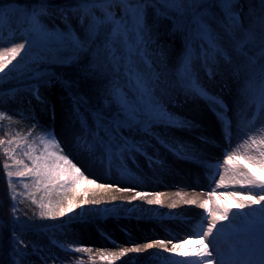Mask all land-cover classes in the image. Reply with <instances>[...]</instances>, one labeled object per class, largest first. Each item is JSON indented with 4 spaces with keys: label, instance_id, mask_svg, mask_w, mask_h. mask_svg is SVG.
<instances>
[{
    "label": "rangeland",
    "instance_id": "obj_1",
    "mask_svg": "<svg viewBox=\"0 0 264 264\" xmlns=\"http://www.w3.org/2000/svg\"><path fill=\"white\" fill-rule=\"evenodd\" d=\"M260 0H236V10L240 13V20L244 23L250 22L258 15ZM8 16L14 20L21 19V9L18 4L11 3L2 6ZM55 10V11H53ZM99 15V13H97ZM119 15V10L117 9ZM8 18L3 24H8ZM41 22L48 28H55L57 32L66 29L65 21L61 17L58 8L49 10V14L41 17ZM76 34L81 39H86V34L80 28L79 20L69 12V21ZM153 43L151 49L168 59V62L179 57L186 45V33L175 31L172 22L162 16L156 15L153 9L149 8L146 14ZM30 36L23 34H10L0 37V51L3 48L12 47L22 43L25 38ZM45 63L43 59L34 58L26 69L9 72L5 75L0 73V81L10 77L19 76L21 73L35 70L39 65ZM11 69V68H10ZM243 77H221L217 74H207L206 79L200 86L207 93L208 97H215L222 101L226 109L221 108L215 112L210 109L208 102L210 99L197 95L194 97H179L175 102L166 106L168 113L176 118L173 124L156 123L147 132H132L137 143L143 144L140 153L129 154L126 158L121 156L113 159L107 156L102 150L94 148L86 150L77 144L78 138L83 133L82 125L92 126L94 119L90 114L84 112L83 107L70 99L62 88L53 85L35 86L32 91H23L15 98H10L7 93L0 94V112L6 113V118L0 121V127L10 128L12 125L18 131L17 136L10 133L4 135V140L12 139V145H0V148L9 147L16 149L14 155L17 159H24L25 163L31 161L22 155L24 149V138L28 137L29 131L32 137H28L29 143L36 136L42 134V129L54 134L58 146L48 148L49 152L67 155L75 163L88 179H95L98 183L112 184L114 187L110 191H102L93 188L86 181L80 182L79 195L71 191L64 192L66 207L68 201L76 196L77 207L81 216L89 222V225H79L82 220L76 221L77 233L76 243L79 246L91 249L85 256L65 253L54 249L49 255L41 258H32V264H135V259L144 254H152L157 257V261L149 264H175L176 261H183L185 257L173 255L164 251L157 253L152 249H145L140 253H128L126 256L116 260L102 259L101 254L108 255L119 252L121 248H131L128 243L135 242L136 246H143L152 241L161 239L143 238L148 235L159 234L160 232H174L178 238L182 236L181 231L173 226L172 214L164 218H158V205L149 204L148 200L155 199L156 193H161V200L168 199L170 192L183 190L187 183H197L210 191H221V187L214 181L216 180V168L224 167L223 160L225 154L237 150V146L243 143L246 133L255 135L257 139L264 138V133L251 131L264 127V113L257 114L256 106L251 103L252 99L244 95L241 85ZM38 87V89H36ZM39 96V98H37ZM220 113L221 115H218ZM253 115H256L254 123ZM11 117V119L7 118ZM33 123L36 128H33ZM177 123L179 126H177ZM197 127V128H196ZM122 136L128 134L127 130L120 133ZM20 141V148H16V142ZM170 142H174L171 145ZM36 154H42L44 146L33 145ZM243 153L244 148H239ZM247 151L255 154V145ZM211 157L213 165L198 166L192 163L195 158ZM236 163L246 164L247 161L240 159ZM10 170L17 171L18 167L9 157ZM257 175H261L258 166L247 164ZM139 170V171H138ZM140 170L143 172L141 173ZM138 171L141 181L133 177V172ZM149 176V177H147ZM35 178L12 177V193L16 201L21 216L31 220H36L41 202L45 192L42 187L38 190ZM28 187L25 188L24 185ZM181 187L178 189L177 187ZM237 191H243L237 185ZM128 188L132 191L121 192L119 189ZM232 188L229 187L228 189ZM175 191V192H176ZM225 191V190H222ZM88 192L89 201L98 203L84 204L83 193ZM137 192L149 193L147 197L141 199L136 196ZM115 197V199H113ZM33 200L36 202L33 203ZM234 204V203H233ZM69 207V206H68ZM178 208V206H177ZM251 211V210H247ZM259 215V213H257ZM242 216L243 215H237ZM241 218V219H242ZM246 220V219H245ZM179 224L180 221H175ZM234 219L231 221L233 224ZM201 224L202 222L199 221ZM238 227V226H237ZM190 231H198L192 224L188 225ZM180 251L184 252L185 247L189 248L186 252H196L199 244L198 237L186 235L183 240L169 243H180L183 241ZM227 240V242H226ZM233 237H220L217 245L222 252H228V242H232ZM168 242L167 240H163ZM219 244H223L220 246ZM159 251H163L159 249ZM2 256H0L1 258Z\"/></svg>",
    "mask_w": 264,
    "mask_h": 264
},
{
    "label": "snow or ice",
    "instance_id": "obj_2",
    "mask_svg": "<svg viewBox=\"0 0 264 264\" xmlns=\"http://www.w3.org/2000/svg\"><path fill=\"white\" fill-rule=\"evenodd\" d=\"M261 4L264 5V0H261ZM50 8L47 0H37V3L30 8L21 9V17L26 24L23 30L29 34L56 33L55 28L48 29L41 22V17L47 16ZM149 8L153 9L158 16L176 15L190 26L195 38L203 41L202 52L205 64L214 62L217 57L229 59V53L224 48L220 36L213 26V18L210 15L213 8H220L223 13V28L226 35H231L236 30L244 32L243 38L235 41V51L244 54L246 45L255 41L252 32L245 28L240 20V13L236 10V0H216L215 4L207 3L206 0H79L72 9H58L66 24V29L58 33V40L62 45L70 46L77 53L88 49L90 41L99 39L102 32H107L103 46L105 62L97 67L98 69L104 68L106 71L108 81L106 96L110 102L118 105L119 112L112 118H109L105 113L97 112L94 124L83 130L88 137L84 142L88 151L95 147L113 159L121 156L126 158L129 154L140 153L143 150V144L137 143L135 137L131 136L132 132H147L153 124H173L176 121V118L167 112L157 96L158 77L152 72V62L148 59V49L153 43L150 28L146 23V14ZM69 12L78 18L80 28L86 34V39H81L68 23ZM6 16L11 20L4 8L0 7V26ZM259 19L264 25V8L261 9ZM259 42L261 61L259 71L262 79L259 94L251 101L256 106L257 114L264 113V27L260 32ZM26 44H29L27 38L22 43L3 48L0 51V73L7 75L6 69L9 72L20 71L22 70L21 64L24 65V69L27 68L25 58L28 56V50ZM22 52L24 56H21ZM39 55L38 53L37 58ZM18 56H21V61L9 69V65ZM248 59L255 63L253 57H248ZM191 63L192 57L189 55L185 61L187 90L204 96L226 109L222 101L215 97H208L204 89L196 82L191 71ZM218 115L221 114L218 113ZM5 118L6 113L0 112V121ZM7 118L11 119V117ZM255 120L256 115H253L252 121L249 123H254ZM177 126H179L178 123ZM33 128H36L35 123H33ZM123 130H127L128 134L122 136L120 133ZM251 131L264 133V127ZM28 137H32L31 131H29ZM28 137L24 138L25 150L22 151V155L27 157L31 164L25 163L24 159H17L14 155L16 149L4 148L5 155L9 156L15 165L20 166L17 171L13 172L7 162L3 163L10 189L14 176L21 179L35 178L34 183L37 189L39 190L42 186L48 195L51 194L53 188L57 187L64 192L71 191L79 195L78 188L82 180L93 188L105 192L114 187L112 184H102L95 179H88L67 155L49 152V147L58 146L54 134L50 131L42 129V134L34 137L31 143H29ZM5 143L12 145L13 140L9 139L6 142L4 139H0V145H5ZM37 143L44 146V151L39 155L36 154V148L33 146ZM253 145H255V154L247 151ZM241 147L245 149L243 153L239 151ZM16 148H20V141L16 142ZM240 159L246 160L247 163H235ZM223 164L227 166L225 169L227 175L217 172L218 179L214 183L225 188V191L219 194L215 190L210 191L208 199L199 204V207L205 209L206 213L203 222L198 225L199 230L193 232V236L199 239L196 252L180 251L183 243L187 242L186 240L173 243L171 248H168L165 241L159 240L149 242L142 247L121 248L119 252L108 255L102 253L101 258L108 259L110 257L112 260H116L130 252L140 253L145 249L159 247L167 252L188 258L176 261L175 264H264V138L257 139L255 135L246 133L243 143L237 146V150L225 154ZM247 164L258 166L262 174L257 175ZM232 185L239 186L243 191L227 190ZM24 187L27 188L28 185L25 184ZM119 190L121 192L132 191L128 188ZM148 195L150 194L137 192L133 199L137 197L143 199ZM154 195L155 199L148 200V203L150 205L160 204L162 194ZM83 196L84 204L98 203L95 200H88V192H84ZM228 198L236 200V203L234 205L227 203ZM13 199L15 198L13 197ZM35 202L33 200V203ZM50 203L49 205L40 203L39 214L41 217L52 215ZM68 203L67 209L63 207L59 209L60 216L65 215V211L71 212L73 207H80V204L76 203V196L69 199ZM185 203L195 205L197 200L191 199ZM210 205L212 206L210 207ZM172 206L175 207V204ZM46 208L47 211L44 210ZM13 215H15V208H13ZM237 215L245 217L246 226L237 227L231 223ZM222 236L233 237L232 242H228L227 253L222 252L216 244L217 238ZM17 245L27 247L22 239L17 241ZM62 247L66 253L91 251V249L82 246L65 245Z\"/></svg>",
    "mask_w": 264,
    "mask_h": 264
},
{
    "label": "trees",
    "instance_id": "obj_3",
    "mask_svg": "<svg viewBox=\"0 0 264 264\" xmlns=\"http://www.w3.org/2000/svg\"><path fill=\"white\" fill-rule=\"evenodd\" d=\"M48 4L57 8H74L79 0H47ZM207 3L215 4L216 0H206ZM16 3L20 9H27L37 3V0H0V7ZM50 8V9H51ZM264 5L259 4L258 15L251 22H242L245 28L249 29L255 41L246 45L244 54L235 51V41L242 39L244 32L236 30L231 35H226L223 28V13L220 8H213L210 15L213 18V26L219 34L224 48L229 53V59L217 57L214 62L205 64L203 60V41L195 38L191 27L184 21L180 20L176 15H168V18L175 31L185 32L187 34L186 47L183 53L175 58L173 62L151 48L148 49V59L152 62V72L158 77L157 96L160 98L164 107L175 102L179 96H191L194 93L189 92L186 88L185 61L186 57L191 55V71L193 72L196 82L199 84L204 80L207 72H216L222 76H243L242 88L244 93L255 98L259 94L261 85L260 75V42L259 36L262 27L259 19L261 9ZM26 24L21 17L20 20H8V24L0 26V37L10 34L27 35L28 32L23 29ZM58 33H41L30 34L27 37L29 44H26L28 56L25 58L27 66L34 58L43 59L45 64L40 65L29 73H21L19 76L10 77L7 80L0 81V93H9L15 96L23 89H32L37 84H55L60 86L69 97L75 99L82 105L86 112L97 115V112L105 113L109 118L115 117L119 112V107L106 96L108 87L107 74L104 68L98 65L104 63L103 46L107 38V32H102L99 39L89 42V48L83 52H75L70 46L62 45L58 40ZM99 53V55H98ZM24 56V53H21ZM21 56L9 65V69L13 65H17L21 61ZM248 57H253L255 63L250 61ZM143 67V65H142ZM21 69L24 65L21 64ZM6 69L5 71H7ZM216 108V106H213ZM147 119V118H145ZM88 126H84V129ZM10 133L17 136L18 131L12 125L10 128L6 126L0 127V139H4V135ZM87 133L79 140V145L85 146ZM9 164V156H6L3 149L0 148V255L4 259H0V264H32L31 259L43 258L49 255L54 248L64 251L62 246L73 245L76 243L78 219L81 217L77 207H73L71 212L65 211V215L58 214L59 209L63 207L67 209L64 199V191L62 189L53 188L50 195L45 192L40 203L49 205L52 209V215L40 216L41 208L36 220H31L19 214L16 197L12 194L8 185V178L3 168V163ZM135 177L141 178L139 175ZM13 197L15 199H13ZM39 203V205H40ZM15 208V215H13ZM47 211L48 209H44ZM86 220L81 225H89ZM22 239L24 246H18L17 241ZM65 252V251H64ZM84 256L87 252L76 253Z\"/></svg>",
    "mask_w": 264,
    "mask_h": 264
},
{
    "label": "bare ground",
    "instance_id": "obj_4",
    "mask_svg": "<svg viewBox=\"0 0 264 264\" xmlns=\"http://www.w3.org/2000/svg\"><path fill=\"white\" fill-rule=\"evenodd\" d=\"M36 89H38V87ZM192 163L198 166H203L206 164L207 166L209 165L211 166L214 164V161L211 160V157H204V158H199V159L195 158L194 160H192ZM217 172H219L220 174L227 175L224 167L216 168V174ZM217 179L218 177L216 178V180ZM185 186L186 187L183 190H178V191L175 190L176 192L175 191L170 192L168 199L161 200L162 202L160 204H157L158 205V218H164L165 216L172 214L173 216H172L171 221L173 222V226L176 230L181 231L182 236L178 238L174 232L167 233L164 231V232H160L159 234L156 233L154 234V236L148 235L147 237L143 238L144 241L150 240L148 238L167 240L168 241L166 242L167 246L168 248H171L173 245L172 242H176L177 240H183L186 235H189L191 237L193 236V231H190L189 228H187V226L192 224L194 227L198 229V225H200L199 221L203 222L204 214L206 213V210L201 209L199 207V204L202 203L204 200L208 199V194L204 192L206 188L200 185H197V183H192V184L187 183ZM180 187L181 185L177 188L179 189ZM221 189L225 190V188L223 187H221ZM222 190L218 192L216 191V192L219 194V193L224 192ZM227 190L237 191L236 187L233 185H232V188L227 189ZM177 193H180V195H177ZM191 199L197 200V204L193 205V204L185 203V201L191 200ZM227 203L235 204L236 200L232 198H228ZM173 204H175V207L172 206ZM211 206L212 205H210V207ZM241 218L242 216H238L237 218H234L233 225L238 226V227L246 226V220L244 218L242 219ZM175 221H180V222L179 224H176ZM219 240H220V237L217 238L216 244L220 243ZM170 241L172 242L169 243ZM128 244L131 248L137 245V243L135 242L128 243ZM219 245L222 246L223 244L222 245L219 244ZM159 249H162V248L154 247L153 250L158 251L157 253H162L165 251L164 249H162L163 251L160 252ZM188 249L189 248L185 247L184 252H186ZM173 255L176 256L177 254L173 253ZM156 261H157V257L155 255L144 254L140 258L135 259V264H149V263H154ZM171 262L172 260L170 261V263Z\"/></svg>",
    "mask_w": 264,
    "mask_h": 264
}]
</instances>
